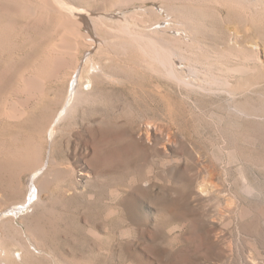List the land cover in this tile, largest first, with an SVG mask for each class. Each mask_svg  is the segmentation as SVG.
Segmentation results:
<instances>
[{
    "label": "rangeland",
    "instance_id": "1",
    "mask_svg": "<svg viewBox=\"0 0 264 264\" xmlns=\"http://www.w3.org/2000/svg\"><path fill=\"white\" fill-rule=\"evenodd\" d=\"M217 1L176 11L181 20L187 18L197 41L194 79L200 82L227 76L220 50L235 27L253 24L264 40V16L254 22L237 8L239 0ZM30 51L20 52L15 63L29 62ZM115 58L113 69L122 84L98 85L88 105L58 126L54 139L48 130L64 100L53 93L32 105L23 120L0 116V210L13 207L19 191L31 187L38 151L41 163L47 164L53 150L57 161L48 185L43 183L44 204L34 212L27 206L20 214H31L27 223L45 251L32 250L42 256L26 255L12 229L6 228L9 237L2 245L16 253L20 264L18 253L28 264H264V67L231 78L242 91L232 97L220 85L212 93L189 90L142 63L120 54ZM16 79L13 72L3 81L13 88ZM6 87L0 86V100L16 101L15 87H8L10 92ZM100 125H117L118 132L125 128L119 135L138 143L135 152L97 164L89 131ZM18 219L16 226L24 229Z\"/></svg>",
    "mask_w": 264,
    "mask_h": 264
},
{
    "label": "bare ground",
    "instance_id": "2",
    "mask_svg": "<svg viewBox=\"0 0 264 264\" xmlns=\"http://www.w3.org/2000/svg\"><path fill=\"white\" fill-rule=\"evenodd\" d=\"M201 1L219 2L217 0H0V59L4 65L0 72V83L6 87L3 80L5 76L13 72L17 77L16 80L20 82H16L18 87L14 86V91L19 93H17L19 98L17 99L16 96V101H12V97L11 100L4 96L1 97L0 108L1 106L3 108L0 111V116L10 121L23 120L32 105L53 93L59 102L64 100L63 104L61 103L62 108L52 120L48 130L49 136L54 139L58 126L71 117L70 115L76 114L80 106L88 105L98 85L107 88L110 85L122 84V77L113 69L115 57L119 54L130 61L142 63L149 69V72L152 70L153 73L164 75L172 83L182 84L189 90L206 91L209 89V92L212 93L216 86L220 85L229 95L235 96L240 88L230 79L250 75L258 68L264 67V44L262 45L259 40L261 36L255 34L253 24L252 26L246 25L244 29L235 27L231 33L230 41L224 46L222 45L220 50L225 58L223 59L226 60L223 62V70L227 76L225 78L209 77L207 83L195 80L194 77L199 74L197 66L199 48L196 39L193 38L192 28L187 18L184 17L185 20H181L176 15V11L189 6L193 7ZM234 3L238 5L237 8L245 15V18L249 17L254 21L255 16H264V0H239ZM243 21L241 22L243 23ZM239 25L241 26V24ZM27 49L33 51L29 62L17 65L14 59L20 52H25ZM200 54L203 55L201 51ZM6 57H9L7 61ZM211 73L209 72V74ZM217 73L219 74V71ZM220 73H223L222 70ZM11 85L13 84L11 83ZM8 87L12 88V86ZM8 87H6L7 90ZM239 92L242 91L239 90ZM215 93L218 95V92ZM6 94L5 96H8ZM12 96L14 95L12 94ZM4 100L6 101L4 102ZM112 126L114 130L111 127L104 128L100 125L89 131V141L94 146V161L97 164L113 163L124 156L129 158L138 147V143L134 139H126L123 138L124 135L123 137L119 135V132L125 128H118L120 130L118 132L115 131L117 125ZM146 130L142 131V134L145 135ZM54 144L52 143V145ZM5 146L4 144V149H6ZM52 149H54L53 146ZM20 152L23 151L20 150ZM53 152L54 150L50 152L47 164L41 163V155L36 153L32 159L31 156V158L29 157L31 154L26 153L30 161L32 159L33 162L31 187L25 189L26 192L22 189L19 191L18 201L13 207L11 205V208L0 210V229L3 231L0 234V264H20L16 253L7 250L2 245V240L9 237L6 228L12 229L18 234V238L22 242L19 241L20 244L18 242L17 244L22 246L26 255L36 258L42 256L34 252L32 246L37 251H45L33 236L31 226L27 223L31 214L29 212L20 214L28 209L27 206L34 212V209L43 203L42 194L45 192L43 183L47 182L48 185V177H51L57 166V161L55 162L52 156ZM10 153L12 154V152ZM87 174L82 173L83 178L88 176ZM66 190L70 192L69 189ZM213 190L209 192L213 194ZM18 217L24 229L16 226L15 221ZM18 254L21 264H28L23 254Z\"/></svg>",
    "mask_w": 264,
    "mask_h": 264
}]
</instances>
